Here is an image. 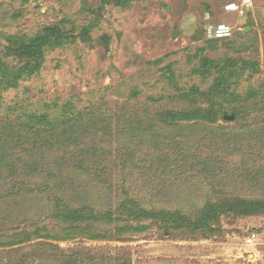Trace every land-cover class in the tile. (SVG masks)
<instances>
[{"label": "trees", "instance_id": "obj_1", "mask_svg": "<svg viewBox=\"0 0 264 264\" xmlns=\"http://www.w3.org/2000/svg\"><path fill=\"white\" fill-rule=\"evenodd\" d=\"M72 38L60 25L34 37L9 36L5 57L19 64H0V87L17 88L41 70L46 51L65 47ZM212 65L217 63L203 62ZM229 84L226 75L213 92L226 94ZM238 102L230 110L213 102L171 111L159 128L147 131L128 106L116 119L110 111L77 110L71 103L58 116L25 110L23 118L1 119L0 246L11 248L2 264H132L129 256L65 251L58 242L122 240L145 230V222L197 240L218 233L222 218L264 217V91H250ZM228 114L234 119H225ZM114 120L126 123L116 135ZM220 120L232 126L217 125ZM113 163L143 178L141 187L154 199L193 184L191 195H198L200 204L193 211L147 207L134 196L136 190L119 184L115 205L98 208L90 194Z\"/></svg>", "mask_w": 264, "mask_h": 264}, {"label": "rangeland", "instance_id": "obj_2", "mask_svg": "<svg viewBox=\"0 0 264 264\" xmlns=\"http://www.w3.org/2000/svg\"><path fill=\"white\" fill-rule=\"evenodd\" d=\"M228 1L0 0V64H19L5 57L11 35L34 37L47 26L60 25L73 37L65 47L46 51L41 70L25 76L17 88L0 87V120L23 118L25 110L58 116L68 103L82 111H110L116 119L128 106L147 131L159 128V121L171 111L184 113L213 102L227 110L238 106L250 91H264V0H254V9L246 16L226 13ZM223 22L234 27L232 38L195 39L200 29ZM204 60L217 65L203 67ZM226 75L229 92L214 93ZM125 124L115 121L114 134ZM217 125L232 126L223 120ZM108 167V175H101L90 194L98 208L115 205L119 184L120 189L126 184L131 192L136 190L133 195H140L147 207L193 211L192 206L200 204L194 199L198 195H191L193 184L181 193H162L154 199L141 187L138 174L129 176L115 163ZM143 225L145 230L122 240L73 238L58 244L65 251L129 256L132 264H264V244L245 245L251 232L264 241V217L222 218L218 233L197 240L151 222ZM10 249L0 246V264Z\"/></svg>", "mask_w": 264, "mask_h": 264}, {"label": "built area", "instance_id": "obj_3", "mask_svg": "<svg viewBox=\"0 0 264 264\" xmlns=\"http://www.w3.org/2000/svg\"><path fill=\"white\" fill-rule=\"evenodd\" d=\"M235 5V8L232 6ZM254 9V0H229L225 6L224 11L226 13H238L240 16H246L251 10ZM226 26L229 29V35L225 36H217V31L220 30L221 26ZM204 37L209 40H222V39H230L234 35V27L227 23H218V24H209L205 28ZM264 244V241L260 234L252 233L248 237L245 238V245L249 248L258 247Z\"/></svg>", "mask_w": 264, "mask_h": 264}, {"label": "water", "instance_id": "obj_4", "mask_svg": "<svg viewBox=\"0 0 264 264\" xmlns=\"http://www.w3.org/2000/svg\"><path fill=\"white\" fill-rule=\"evenodd\" d=\"M204 33H205V29L202 28L198 31V34L197 36L195 37V39L197 41H201L202 39H204ZM178 31H175L174 33V37H177L178 36ZM225 119H228V120H233L234 119V116H226Z\"/></svg>", "mask_w": 264, "mask_h": 264}, {"label": "clouds", "instance_id": "obj_5", "mask_svg": "<svg viewBox=\"0 0 264 264\" xmlns=\"http://www.w3.org/2000/svg\"><path fill=\"white\" fill-rule=\"evenodd\" d=\"M232 8H235V5L232 6ZM229 29L226 26H221L220 30L217 31L216 35L217 36H225V35H229Z\"/></svg>", "mask_w": 264, "mask_h": 264}]
</instances>
